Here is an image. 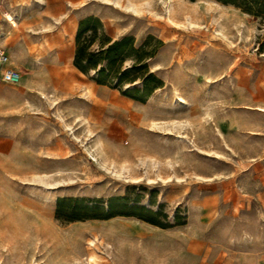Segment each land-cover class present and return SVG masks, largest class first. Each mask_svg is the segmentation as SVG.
Segmentation results:
<instances>
[{"label": "rangeland", "instance_id": "1", "mask_svg": "<svg viewBox=\"0 0 264 264\" xmlns=\"http://www.w3.org/2000/svg\"><path fill=\"white\" fill-rule=\"evenodd\" d=\"M89 15L160 87L73 65ZM0 46V264H264V0H0Z\"/></svg>", "mask_w": 264, "mask_h": 264}, {"label": "trees", "instance_id": "2", "mask_svg": "<svg viewBox=\"0 0 264 264\" xmlns=\"http://www.w3.org/2000/svg\"><path fill=\"white\" fill-rule=\"evenodd\" d=\"M158 42L161 41L158 39ZM74 43L73 65L84 73L94 71L98 83L121 86L125 82L141 80L145 95H149L162 84L148 69L145 60L152 52L146 51L145 44L135 47L133 37L129 35L113 39L104 31L101 21L95 16L89 15L79 20ZM127 56L132 58V62L123 67ZM60 202L61 199H58L57 213ZM146 220L159 224L154 219Z\"/></svg>", "mask_w": 264, "mask_h": 264}, {"label": "built area", "instance_id": "3", "mask_svg": "<svg viewBox=\"0 0 264 264\" xmlns=\"http://www.w3.org/2000/svg\"><path fill=\"white\" fill-rule=\"evenodd\" d=\"M8 23L11 27L17 26V19L16 17L10 16L8 18ZM8 61V55L4 51V49L0 46V63H6ZM5 78L12 83H16L20 79L19 71L14 68L7 67L4 70Z\"/></svg>", "mask_w": 264, "mask_h": 264}]
</instances>
